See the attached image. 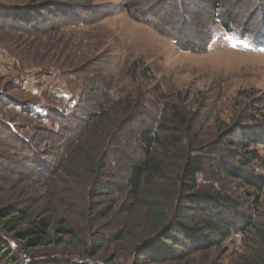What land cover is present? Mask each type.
Instances as JSON below:
<instances>
[{
    "label": "rangeland",
    "instance_id": "374dc122",
    "mask_svg": "<svg viewBox=\"0 0 264 264\" xmlns=\"http://www.w3.org/2000/svg\"><path fill=\"white\" fill-rule=\"evenodd\" d=\"M57 1L74 7L69 11L61 8L45 34L40 30L11 31L10 49L0 41V96L5 97L0 102V200L18 201L43 217L55 206L73 227L83 230L76 250L83 260L135 264L139 258L134 247L153 233L141 204L132 212L121 210L126 202L124 157L142 158L136 134L139 126H152L164 103H174L194 114L190 137L195 146L234 123L252 124L247 119L239 122L240 115L253 112L247 105H257L264 112V39L257 38H264V0H230L233 5L224 13L232 15L231 32L202 8L192 9L195 27L180 22L172 13L175 0H167L159 8L160 13L170 12L163 32L132 19L122 7L124 0ZM8 2L19 5L30 0ZM185 34L195 39L181 41ZM17 39L19 44L25 41L22 46L31 44L33 54L20 56L13 44ZM176 39L180 42L175 43ZM190 45L195 47L190 49ZM118 99L127 104H118ZM44 110L47 114L43 115ZM102 111L120 125L111 141L106 136L104 141L94 142L92 122ZM97 125L102 137L108 127ZM241 133L243 129L235 135ZM261 137L251 148L256 147L264 163V135ZM85 144L94 148L89 159L98 164L97 174L69 166L89 161H81ZM101 163L105 165L100 169ZM259 168L264 173V164ZM56 171L57 176L51 174ZM95 183L117 190L112 195L98 193ZM199 183L232 195L237 208L256 226L220 238L214 234L212 245L192 250L187 261L253 264L257 251L263 249L264 198L260 197L262 208L254 212L251 200L234 181L206 173L199 175ZM86 207L90 208L87 218L82 215ZM110 207L106 219L96 220L97 213ZM117 233L126 237L113 239ZM95 237L106 239L102 248L93 244ZM11 243L14 249L16 245ZM47 248L53 251L54 244ZM56 248L64 249L63 245ZM93 249L97 250L91 257ZM137 264L180 262L146 259Z\"/></svg>",
    "mask_w": 264,
    "mask_h": 264
},
{
    "label": "trees",
    "instance_id": "16d2710c",
    "mask_svg": "<svg viewBox=\"0 0 264 264\" xmlns=\"http://www.w3.org/2000/svg\"><path fill=\"white\" fill-rule=\"evenodd\" d=\"M175 1L172 13L180 22L188 21L191 27H195L192 9L195 11L202 8L204 12L210 13L216 24L231 32L232 15L224 12L231 9L234 1ZM166 2L167 0H124L122 7L132 19L143 21L158 32H163V27L169 25L167 16L170 12L166 10L160 13L159 8L166 5ZM73 7L74 5L63 4L57 0H30L19 5L0 0V41L10 49L11 31L40 30L41 34H45L48 23L59 18L58 12L62 11L61 8L69 11ZM189 38L191 41L195 39L190 34H185L181 41ZM257 38L264 39L261 36ZM18 41L21 40L17 39L13 44L18 48L20 56L33 54L31 44L22 46L25 41L21 44ZM177 42L180 39H176L175 43ZM194 47L190 45V49ZM34 53L36 56V51ZM4 98L0 96V102L5 101ZM117 101L120 105L127 104L123 99ZM245 107H253V112L240 115L239 122L247 119L252 124L243 126L234 123L226 130L220 129L211 140L195 146L191 141L194 114H188L174 103H164L162 112L152 126L140 124V130L136 134L142 158L133 160L124 157L126 202L121 204V210L127 212H132L136 204H141L150 222L152 235L133 249L139 261L178 259L180 264H189L187 254L212 245L214 234L220 238L235 230L245 232L251 226H256L248 214L237 208V201L232 195L223 194L199 183V175L215 173L223 176L234 181L243 190L251 200L252 211L258 212L262 208L263 200L260 197L264 198V173L259 171V167L264 163L256 147L251 148V145L263 140L261 136L264 135V112L254 104ZM97 119L91 126L95 131L94 142L104 141L106 136L111 141L120 123L115 125V121L108 119L106 111L98 113ZM97 122L108 127L102 137ZM6 124L10 125L9 122ZM242 129L243 133L236 136L235 132ZM81 149V161L89 160L84 162L89 168L80 161L68 165L73 169L84 168L97 174L98 164L89 159L94 151L93 146L85 144ZM104 165L101 163L100 169ZM49 170L51 169L46 171ZM62 170H66L64 166ZM51 174L56 175L57 171ZM95 185L98 193L112 195L117 190L111 186L105 187L102 183ZM111 208L97 213L96 220L106 219ZM29 210V207L24 208L18 201L0 200V264H98L80 258L76 250L82 240L83 230L73 227L55 206H50L46 217L34 215ZM89 212L90 208L86 207L82 215L87 218ZM125 237V234L117 233L113 239ZM11 240L16 245L14 249L9 244ZM92 240L97 249L102 248L106 241L96 237ZM260 241L263 249L257 251L258 258H255L253 264H264V233L260 235ZM49 244H54L53 251H50L51 247L47 248ZM59 245H63L64 249L57 251L56 247ZM261 245L254 246L260 248ZM97 249H93L91 257H94Z\"/></svg>",
    "mask_w": 264,
    "mask_h": 264
},
{
    "label": "water",
    "instance_id": "95a60500",
    "mask_svg": "<svg viewBox=\"0 0 264 264\" xmlns=\"http://www.w3.org/2000/svg\"><path fill=\"white\" fill-rule=\"evenodd\" d=\"M11 245H14V243H11Z\"/></svg>",
    "mask_w": 264,
    "mask_h": 264
}]
</instances>
